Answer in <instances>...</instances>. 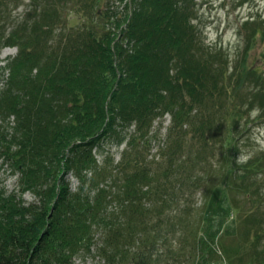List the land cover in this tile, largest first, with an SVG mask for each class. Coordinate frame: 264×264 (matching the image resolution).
<instances>
[{
  "label": "trees",
  "instance_id": "trees-1",
  "mask_svg": "<svg viewBox=\"0 0 264 264\" xmlns=\"http://www.w3.org/2000/svg\"><path fill=\"white\" fill-rule=\"evenodd\" d=\"M27 1L12 16L23 0H0V49L18 47L0 67V119L14 116L0 124V157L19 175L18 191L0 188V264H76L92 251L103 262L81 264H264L253 179L264 150L239 156L246 127L264 120L251 45L230 60L207 44L196 0ZM250 18L249 40L264 39V19ZM219 199L239 211L235 243L213 231Z\"/></svg>",
  "mask_w": 264,
  "mask_h": 264
},
{
  "label": "rangeland",
  "instance_id": "rangeland-1",
  "mask_svg": "<svg viewBox=\"0 0 264 264\" xmlns=\"http://www.w3.org/2000/svg\"><path fill=\"white\" fill-rule=\"evenodd\" d=\"M27 0H23V4L12 11V16L19 15L25 7ZM197 2V23L202 30V36L205 42L209 45L219 44L230 54V60L234 59L239 53L242 52L243 48L248 42L251 45L249 50V61L253 63L257 61L262 64L264 70V58L261 62L259 58L264 53V39L260 36H254L250 41L246 30L242 29L244 19L252 15H262L264 17V0H196ZM125 2H121V6H125ZM117 5V4H116ZM250 32V30H249ZM248 38V39H247ZM16 53L15 48L6 49L3 48L0 54V65L5 63V59ZM8 71L0 70V88L5 87ZM3 87V88H4ZM2 88V89H3ZM1 89V90H2ZM260 110L258 107L252 110L250 119L253 120L255 116L259 114ZM1 123V120H0ZM170 124V115L164 118V122L161 128L162 137L167 131V127ZM244 124V122H242ZM8 124L2 122V127H6ZM160 125V120L156 122V126ZM247 135L241 144L240 149V160L245 162L250 160L252 156L257 155L258 152L264 150V120L251 122L247 127ZM8 129V128H7ZM246 134V133H244ZM157 146V145H156ZM1 148V147H0ZM110 145L106 146L109 149ZM116 159H120L121 151L123 146L111 147ZM157 147L153 149L152 153H156ZM98 159L102 160L103 153L96 152ZM71 180L72 188H75L78 184V180L72 175L69 176ZM259 186H264V172L257 173L254 177ZM19 175L12 171V168L0 157V188H4L7 192L19 190ZM27 203L35 201L36 197L32 192H26L23 195ZM198 204L203 205L206 197H199ZM214 214L213 219V231L219 233L225 228L228 235H226V242L235 243L238 237V228L240 217L239 211L230 213V205L228 200L219 199V203L212 209ZM92 251L87 256H79L76 258V264L83 262L87 263H102L103 261Z\"/></svg>",
  "mask_w": 264,
  "mask_h": 264
}]
</instances>
